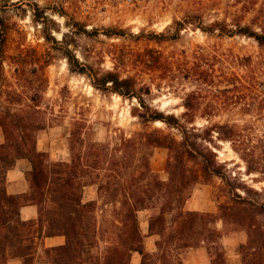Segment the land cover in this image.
Wrapping results in <instances>:
<instances>
[{"label": "rangeland", "instance_id": "374dc122", "mask_svg": "<svg viewBox=\"0 0 264 264\" xmlns=\"http://www.w3.org/2000/svg\"><path fill=\"white\" fill-rule=\"evenodd\" d=\"M247 29L264 35V0H0V112L40 105L53 127L37 134V149L49 153L52 162H70L72 146L84 154L93 144L106 146L108 160L112 154L121 157L122 139L146 130L181 140L179 130L160 121L145 125L134 116L136 108L146 112L135 97L94 85L109 71L133 78L147 106L197 128L198 136L190 140L216 157L221 175L207 184L201 178L190 198L201 189L200 201H213L215 214L234 194L264 208V45L242 31ZM150 53L168 67L144 65ZM199 70L206 79L196 75ZM192 93L200 94L198 107L185 118L184 100ZM74 130L78 143L72 145ZM168 155L155 149L151 159V169L163 181L169 179ZM92 187L99 225L106 229L105 220H118L116 207L104 206L109 198ZM151 216L146 210L138 219L145 249L155 253L161 239L148 236ZM256 220L264 226V215ZM167 226L170 232L171 216ZM194 228L205 234L188 240L193 248L175 250L172 264H197L203 257L212 262L213 241L223 246L229 264H241L247 227L205 217ZM214 230L220 237L212 241L208 234ZM106 247L101 241L99 253L104 255ZM38 258L44 261L45 255ZM141 260L133 253L130 264Z\"/></svg>", "mask_w": 264, "mask_h": 264}, {"label": "trees", "instance_id": "16d2710c", "mask_svg": "<svg viewBox=\"0 0 264 264\" xmlns=\"http://www.w3.org/2000/svg\"><path fill=\"white\" fill-rule=\"evenodd\" d=\"M225 31L221 30L222 33ZM242 31H247L244 33L255 38L260 46L264 45V35L248 32V29ZM148 55L149 58L144 60L147 67L150 64L155 68L168 67L159 55ZM186 71L191 73V69ZM79 72L85 73V69ZM196 73L206 79L205 71ZM97 81L99 83L94 84L97 88L111 87L113 92L124 97H135L140 101L139 108L146 112L136 108L138 112L134 116L145 125L160 121L179 130L181 140L158 129L146 130L135 137L122 139L121 157L112 154L108 160L104 152L106 146L93 144L90 152L84 154L72 146L70 162H52L49 153L37 149V134L53 127L42 117L41 106L35 104L25 111H1L0 129L4 142L0 143V264H8L11 260L36 264L40 259L39 243L46 237L55 236H64L66 243L44 250L47 264H130L133 253L142 257L141 264H172L175 250L193 248L188 240L205 234L194 228L205 217L247 227L249 239L240 247L241 264H264V226L256 220L257 216L264 215L263 206H256L234 194L232 203L218 206L217 214L184 209L192 188L201 178L207 184L211 177L221 175L215 155L208 148H200L197 141L190 140V136H198L197 128L185 126L173 114L164 115L152 110L138 96L133 78L122 79L109 71ZM198 95L192 93L185 98V118L197 110ZM31 100L36 101L34 97ZM78 135L77 130L72 132V145L78 143ZM155 149L168 151L167 181L151 169ZM20 160L31 165L29 192L10 195L6 190L7 174ZM192 164H197L198 168ZM92 186L97 187L99 197L109 198L104 206L116 207L114 213L118 220H105L106 229L99 225V201L85 196V188ZM27 205L38 208L37 220L21 219L20 210ZM146 210L152 212L148 236L161 239L156 243L155 253L145 249V236L138 219V214ZM167 216L172 217L170 232ZM208 235L212 241L220 237L217 230L209 231ZM101 241L107 244L104 255L99 253ZM212 243L214 257L211 264H229L223 246Z\"/></svg>", "mask_w": 264, "mask_h": 264}, {"label": "crops", "instance_id": "0c3cea01", "mask_svg": "<svg viewBox=\"0 0 264 264\" xmlns=\"http://www.w3.org/2000/svg\"><path fill=\"white\" fill-rule=\"evenodd\" d=\"M69 161V160H66ZM31 170V165L28 161H19L13 170H10L6 179V190L10 195H24L29 191V184L26 179V174ZM86 192L90 195L89 199H94V187H88ZM201 189H196L193 197L186 202L187 211L203 212V213H216L217 206L213 201L201 202L200 201ZM20 216L23 221H35L38 218V208L34 205H27L21 208ZM154 236H151L153 238ZM66 243L64 236L46 237L38 247V254L44 255V250L53 247H60ZM198 261V262H197ZM197 264H211L209 257H203L200 260L196 259ZM8 264H22L20 260H12ZM36 264H47L44 261L37 262ZM192 264V263H187Z\"/></svg>", "mask_w": 264, "mask_h": 264}]
</instances>
